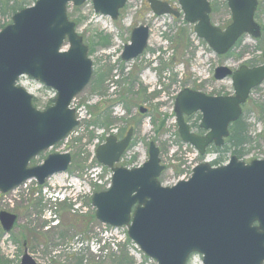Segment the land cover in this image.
Returning <instances> with one entry per match:
<instances>
[{
    "label": "water",
    "instance_id": "95a60500",
    "mask_svg": "<svg viewBox=\"0 0 264 264\" xmlns=\"http://www.w3.org/2000/svg\"><path fill=\"white\" fill-rule=\"evenodd\" d=\"M88 0H37L16 12L12 23L0 31V191L6 193L29 179L44 184L68 170L69 152L51 153L43 163L30 166L40 153L65 139L80 123L70 105L88 85L93 61L83 36L68 14V5ZM128 0H92L96 13L117 19ZM157 15L180 16L167 1L148 0ZM195 33L219 55H225L243 34L262 35L255 19L260 0H228L232 23L226 28L211 21L208 0H178ZM150 28L133 29L122 59L130 61L148 46ZM66 42L69 48L64 49ZM264 56V53H263ZM25 75L54 89L55 102L40 110L33 95L18 84ZM215 79L232 77V95L211 96L188 87L175 101L182 140L201 155L212 144L220 147L230 135L231 123L243 113L251 91L264 81V64L241 65L233 70L218 66ZM141 113L148 111L141 106ZM201 112L200 135L186 116ZM134 127L121 140L114 134L96 150L99 163L113 170L111 186L95 192L92 204L99 221L127 226L129 237L158 264H188L191 254L203 256L204 264H264V159L249 163L237 155L228 164H198L192 176L172 186L159 180L166 168L160 148L152 141L149 158L141 166H115L129 147ZM17 214L0 211L4 230L13 229ZM20 264H39L25 249Z\"/></svg>",
    "mask_w": 264,
    "mask_h": 264
},
{
    "label": "rangeland",
    "instance_id": "374dc122",
    "mask_svg": "<svg viewBox=\"0 0 264 264\" xmlns=\"http://www.w3.org/2000/svg\"><path fill=\"white\" fill-rule=\"evenodd\" d=\"M163 1L181 9L178 0ZM209 1L215 7L213 23L226 28L232 21L227 0ZM35 2L29 0L30 5ZM68 14L89 46L93 61L91 80L73 102L82 119L68 137L40 153L31 165L42 163L55 152H70L73 160L67 171L54 174L44 185L33 179L8 193L0 192V211H12L19 217L7 234L0 225V264H20L25 248L39 264H127L126 258L132 260L131 264H158L132 241L126 240L124 231L127 227L117 230L97 219L92 195L109 187L112 169L96 162V140L103 143L107 133L123 136L134 127L131 146L117 165L134 167L143 164L149 158L150 142L155 141L161 151V163L166 165L160 181L167 186L190 177L197 163L215 159L214 152L200 155L195 147L181 141L175 100L186 87L207 95L234 94L232 77L216 80L215 69L221 65L238 69L251 61L256 65L264 63V57L261 58L264 52V0L260 1L255 14L262 27L261 37L244 34L226 55H218L199 38L182 13L175 18L154 15L148 0H128L117 20L96 13L91 0L80 6L70 4ZM11 19V15L3 16L0 11V31ZM139 25L150 27L148 47L138 57L125 61L122 52L131 41L133 29ZM180 30L185 31L184 36L189 39L182 46H178L176 40ZM68 47L67 44L64 48ZM102 74L105 76L101 77ZM20 84L33 93L35 105L40 110L55 97L53 89L30 76L20 78ZM100 104L108 108L115 119L109 130L88 125L98 112L95 106ZM140 106L146 107L148 112L140 113ZM199 115H191L189 122L200 124ZM242 118L249 125L251 139L245 145L241 159L246 162L264 159V81L252 90ZM160 122L164 125L156 131ZM92 132L94 136L90 135ZM234 149L232 147L226 154V162L237 154ZM72 182L82 185L83 192L77 195L80 203L67 200L52 211L46 193ZM52 218L59 221L58 225L50 227L48 219ZM102 233L111 238L108 246L104 245L107 239ZM191 264H203L202 256L193 257Z\"/></svg>",
    "mask_w": 264,
    "mask_h": 264
},
{
    "label": "trees",
    "instance_id": "16d2710c",
    "mask_svg": "<svg viewBox=\"0 0 264 264\" xmlns=\"http://www.w3.org/2000/svg\"><path fill=\"white\" fill-rule=\"evenodd\" d=\"M29 0H0V11L1 14L3 16L5 15H13L14 13H16L17 11L21 10L22 8L29 6ZM215 9V7H214ZM11 21V20H10ZM6 25H3V27H5ZM182 30H180L177 33L176 36V40L178 43V46H182L183 44H185L186 42L189 41L188 37L186 38L184 36V32H181ZM181 32V33H180ZM188 46V45H186ZM262 58V56H261ZM254 61L250 62V65L253 64ZM105 75L102 74L101 77H103ZM36 98H34L35 100ZM55 98H51L49 101V105H51L52 103H54ZM35 103V101H34ZM48 105V106H49ZM98 109L97 114L95 115V119L89 123L90 124H94L98 127H105L107 128V130L110 129V127L114 124L115 119L112 116L111 112L109 111L108 108H106L105 106H103V104L97 105L95 106ZM245 107V105H244ZM199 118H201V116L199 115ZM189 120V118H187ZM157 123H155L156 125ZM164 123H158L157 129L156 131H159V128L161 129V126H163ZM193 128H196L197 131L200 133L202 132V130L199 127V124L194 123L192 125ZM230 136L226 139L225 144L222 147H211L209 149V152H214L216 154L215 159H213L211 161L212 165H221L222 163H224L226 161V154L233 148L234 152L237 153L236 155H238L239 158H241V156L244 153V149H245V145L247 143L250 142L251 139V135H250V130H249V125L243 120V118H239L237 121H235L234 123L231 124L230 126ZM94 133L92 132L90 135H93ZM125 261V260H124ZM131 259H127L126 261L127 264H131Z\"/></svg>",
    "mask_w": 264,
    "mask_h": 264
},
{
    "label": "bare ground",
    "instance_id": "6f19581e",
    "mask_svg": "<svg viewBox=\"0 0 264 264\" xmlns=\"http://www.w3.org/2000/svg\"><path fill=\"white\" fill-rule=\"evenodd\" d=\"M261 37V36H260ZM254 67H257V65L256 66H254ZM36 180V179H35ZM37 181V180H36ZM38 182V181H37ZM75 185H72V184H68V185H66V186H64V187H62V188H60L59 190H57L56 188H54V189H51V193H52V195H53V197L56 199V201H57V208H58V206H62L65 202H66V198L64 197V195L62 194V192L63 191H74L75 190ZM51 209V208H50ZM52 210V209H51ZM13 229H11L10 231H12ZM8 232V231H7Z\"/></svg>",
    "mask_w": 264,
    "mask_h": 264
},
{
    "label": "flooded vegetation",
    "instance_id": "af4514ba",
    "mask_svg": "<svg viewBox=\"0 0 264 264\" xmlns=\"http://www.w3.org/2000/svg\"><path fill=\"white\" fill-rule=\"evenodd\" d=\"M227 3H228V0H227ZM211 6H212V12L214 11V6L212 5V3H211ZM261 30H262V27H261ZM262 58H263V56H262ZM248 65V64H247ZM254 66H256V64L255 63H253V64H249V67H254ZM257 66H259V65H257ZM125 135H123V136H118L119 137V139H122L123 137H124ZM12 212V211H11ZM18 220H19V217H18V214H17V220H16V223L18 222ZM16 225V224H15ZM25 249H28V248H25ZM196 255L194 254V255H192L191 256V258H190V260H189V264H191L192 263V261H193V257H195Z\"/></svg>",
    "mask_w": 264,
    "mask_h": 264
},
{
    "label": "built area",
    "instance_id": "2783aa9c",
    "mask_svg": "<svg viewBox=\"0 0 264 264\" xmlns=\"http://www.w3.org/2000/svg\"><path fill=\"white\" fill-rule=\"evenodd\" d=\"M105 236H107V235H105ZM108 237H110V236H108ZM114 245V244H113Z\"/></svg>",
    "mask_w": 264,
    "mask_h": 264
}]
</instances>
